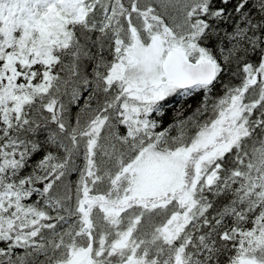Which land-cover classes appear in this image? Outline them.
<instances>
[{"label": "snow or ice", "instance_id": "6c2138e0", "mask_svg": "<svg viewBox=\"0 0 264 264\" xmlns=\"http://www.w3.org/2000/svg\"><path fill=\"white\" fill-rule=\"evenodd\" d=\"M0 264H264V0H0Z\"/></svg>", "mask_w": 264, "mask_h": 264}, {"label": "trees", "instance_id": "16d2710c", "mask_svg": "<svg viewBox=\"0 0 264 264\" xmlns=\"http://www.w3.org/2000/svg\"><path fill=\"white\" fill-rule=\"evenodd\" d=\"M82 103H83V100L81 101V105H82ZM192 104H193V107H195L196 101L195 100L192 101ZM71 111H72V115L74 117L75 114L79 111V107H77L76 105H73ZM187 114H190V113H186V115ZM174 116H175V105H173V107L170 108V110L167 113V116H166L165 121H164L165 126H167V124H169L173 121Z\"/></svg>", "mask_w": 264, "mask_h": 264}]
</instances>
